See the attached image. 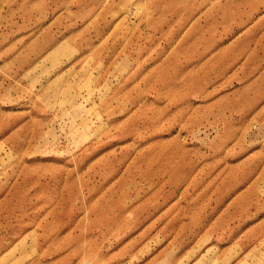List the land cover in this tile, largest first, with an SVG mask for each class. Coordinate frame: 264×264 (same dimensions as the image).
Here are the masks:
<instances>
[{"label": "rangeland", "instance_id": "1", "mask_svg": "<svg viewBox=\"0 0 264 264\" xmlns=\"http://www.w3.org/2000/svg\"><path fill=\"white\" fill-rule=\"evenodd\" d=\"M0 264H264V0H0Z\"/></svg>", "mask_w": 264, "mask_h": 264}]
</instances>
